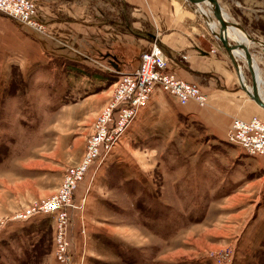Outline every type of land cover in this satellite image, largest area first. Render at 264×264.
Returning a JSON list of instances; mask_svg holds the SVG:
<instances>
[{
	"label": "rangeland",
	"instance_id": "obj_1",
	"mask_svg": "<svg viewBox=\"0 0 264 264\" xmlns=\"http://www.w3.org/2000/svg\"><path fill=\"white\" fill-rule=\"evenodd\" d=\"M203 9L218 24L205 4ZM34 18L44 23V32L0 12V224L7 226L0 233V264H264L263 248L244 261L240 255L252 216L264 206V159L246 154L228 138L239 118L226 124L224 134L213 132L197 117L206 108L194 101L181 105L166 92L175 101L173 119L169 109H158L136 137L127 135L131 122L120 145L78 184L77 207L70 208L69 232L62 241L68 243L69 261L57 254L60 214L37 213L13 222L58 194L70 170L83 162L103 107L124 74L112 75L108 100L99 108L84 102L83 95L96 92L89 84L98 70L81 55L51 45L31 64L11 49L18 44L11 31L17 37H47L48 23L39 17L38 5ZM147 31L155 35L152 28ZM247 33L262 42L259 32ZM155 36L152 40L159 42ZM252 47L264 71V46ZM239 60L251 86L246 63ZM231 66L250 99L232 60ZM185 79L203 92L201 79L194 74ZM183 109L193 115L182 114Z\"/></svg>",
	"mask_w": 264,
	"mask_h": 264
},
{
	"label": "crops",
	"instance_id": "obj_2",
	"mask_svg": "<svg viewBox=\"0 0 264 264\" xmlns=\"http://www.w3.org/2000/svg\"><path fill=\"white\" fill-rule=\"evenodd\" d=\"M36 2L39 17L48 23L47 37L37 34H32V38L26 34L17 37L15 32L11 31L12 39L18 43L16 47L12 44L11 49L18 52L20 57L23 55L24 60L30 61L31 64L39 62L51 45L54 50L60 45L63 51L69 48L81 55L85 64L98 70L95 82L89 84L96 92L83 95L84 102L91 101L96 107L107 102L109 95L106 93L112 88L110 86L112 75L137 69L141 55L151 48L152 38L157 34L168 59V71L184 77L183 79L190 80L192 74L201 79L197 81L201 90L208 95V104L206 107H200L206 109L198 112L197 117L207 128L213 132L220 130L219 132L224 134L226 124L233 118L250 119L260 115L264 119V109L245 97L238 86L229 53L218 43L215 35H210L208 29L211 31L212 29L204 25L201 14L189 1L36 0ZM219 3L225 13L239 19L244 37L248 35L247 31L250 33L257 31L259 33L256 36L263 43L260 41L256 43L264 45V0H219ZM148 27L155 31V35L147 33ZM232 28V33L239 38L237 26ZM215 49L218 51L212 52ZM252 50L258 63L260 59L254 47ZM182 55L187 56V59L184 60ZM259 64L260 62L258 63L260 67ZM260 72L264 79V71ZM205 79L208 81L207 85L203 83ZM175 101L161 88L157 89L147 106L141 109L139 116L132 125L130 124L133 129H129L127 135L136 137L140 134L146 124L154 121L158 109H169V118L173 119L172 102ZM223 108L230 109L226 111ZM193 112L183 109L182 114L193 115ZM254 215L240 253L243 261L249 258L252 250L264 249V206L259 207Z\"/></svg>",
	"mask_w": 264,
	"mask_h": 264
},
{
	"label": "built area",
	"instance_id": "obj_3",
	"mask_svg": "<svg viewBox=\"0 0 264 264\" xmlns=\"http://www.w3.org/2000/svg\"><path fill=\"white\" fill-rule=\"evenodd\" d=\"M37 5L33 0H0V12L19 20L40 32H44V23L34 18ZM218 51L217 49L212 52ZM187 59V56H182ZM140 65L134 71L124 73L116 82L113 99L104 107L97 123V133L89 140V147L83 162L76 169H71L64 185L58 194L44 201L39 208L31 209L13 218V222L29 220L37 213L60 214L59 248L57 254L62 260H67L64 252L63 233L68 235L70 208H75L74 196L78 184L84 178L86 171L111 153L131 122L150 102L155 91L162 89L175 98L181 105L194 101L199 107H205L208 102L206 94L200 91L194 83H189L167 70L168 62L158 41L151 42V48L140 57ZM228 138L248 155L264 159V122L255 116L250 120L235 119L228 133ZM101 160V161H100ZM6 224H0V233L6 230ZM68 238V237H66ZM69 239V238H68ZM69 261V259H68Z\"/></svg>",
	"mask_w": 264,
	"mask_h": 264
},
{
	"label": "water",
	"instance_id": "obj_4",
	"mask_svg": "<svg viewBox=\"0 0 264 264\" xmlns=\"http://www.w3.org/2000/svg\"><path fill=\"white\" fill-rule=\"evenodd\" d=\"M200 11V13L204 16L208 25L210 26L213 21V18L209 13L203 12L204 4L208 7L209 12L213 14L216 24V28L218 31L213 30L215 37L219 40V44L229 53L231 60H233V55L237 52L242 53V58L244 59L247 69L252 77L251 86L248 85L247 78L242 73H238L240 75V83L241 87L250 99L256 102L259 106L264 109V81L261 75L258 63L254 58L252 45L258 41L252 38L249 34V40L246 41L244 39H234L232 36V27H235L238 23H231L230 16L223 11L219 0H187ZM212 22V23H211ZM239 25V24H238ZM241 27V26H240ZM251 41V42H250ZM259 43V42H258ZM264 46V45H263Z\"/></svg>",
	"mask_w": 264,
	"mask_h": 264
},
{
	"label": "bare ground",
	"instance_id": "obj_5",
	"mask_svg": "<svg viewBox=\"0 0 264 264\" xmlns=\"http://www.w3.org/2000/svg\"><path fill=\"white\" fill-rule=\"evenodd\" d=\"M204 13H205V10L203 11ZM214 24L215 23H212L211 25H210V29H213V30H215L214 29ZM237 26V28H238V33H239V35H240V37L239 38H237L236 37V35H234L233 33H232V36H233V38L234 39H244V40H246V41H248L249 40V36L248 35H246V37H244V35H243V32H242V30H241V27L237 24L236 25ZM251 42V41H250ZM243 56H242V53H240V52H237V53H235L234 55H233V61H234V63H235V66H236V68H237V72L238 73H242V75H244V72H243V67H242V65H241V63H240V58H242ZM135 120V119H134Z\"/></svg>",
	"mask_w": 264,
	"mask_h": 264
}]
</instances>
